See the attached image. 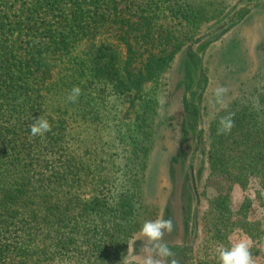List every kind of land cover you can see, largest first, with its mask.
Segmentation results:
<instances>
[{"label":"rangeland","instance_id":"rangeland-1","mask_svg":"<svg viewBox=\"0 0 264 264\" xmlns=\"http://www.w3.org/2000/svg\"><path fill=\"white\" fill-rule=\"evenodd\" d=\"M95 11L112 19L118 15L121 21L98 25L96 37L98 44H112L121 66L127 58L123 36L138 32L127 22L135 24L139 14L154 16V28L171 39L156 49L144 43L133 65H141L149 49L159 53L180 46L169 69L148 83L141 99L132 103L133 98L110 87L98 92L90 88L86 107L74 103L66 118L69 155L87 148L101 150L79 194L84 202L98 196L101 206L96 213L106 220L103 234L113 232L114 221L122 232L130 228L120 211L111 209L114 202L130 196L135 205L139 224L122 248L111 245L113 237L98 238L104 249L102 264H136L144 255L139 230L158 217L171 218L174 225L163 238L175 254L166 264L173 258L179 264H217V246L230 247L240 238L252 241L255 264H264L262 177L248 173L243 185L236 181L241 177L238 170L210 176L208 163L209 126L222 111L209 104L213 89L226 87L229 105L238 98L246 101L250 85L264 84V0H0V20L12 28L21 52L29 38L37 40L59 22L78 15L87 19ZM138 28L146 30L142 24ZM139 46L133 42V47ZM85 52L84 45L77 44L64 67L73 60L85 61ZM147 102L152 111L144 109ZM220 195L227 198L225 207L214 202ZM75 257L69 249L51 264H75Z\"/></svg>","mask_w":264,"mask_h":264},{"label":"trees","instance_id":"trees-1","mask_svg":"<svg viewBox=\"0 0 264 264\" xmlns=\"http://www.w3.org/2000/svg\"><path fill=\"white\" fill-rule=\"evenodd\" d=\"M137 18L135 24L127 22L138 32L134 37L129 31L123 36L127 44L123 66L112 44H98L96 39L97 26L107 20L120 21L118 15L112 19L95 11L87 19L78 15L58 21L54 31L41 33L37 40V36L29 38L25 52L16 46L12 28H5L0 20V264H51L69 249L76 254L75 264H102L104 249L98 238L113 237L111 245L122 248L138 227L134 201L124 196L111 209L115 206L130 228L122 232L114 221L113 232L104 231L110 237L103 234L106 220L96 213L101 206L98 196L84 202L79 194L101 150L87 148L69 155L64 140L68 135L66 118L74 105L67 96L73 86L82 90L75 102L81 108L86 107L90 88L98 92L110 87L122 97L133 98L134 103L149 82L169 69L180 46L155 52L158 45L171 39L170 34L163 36L154 28L151 14ZM140 24L146 30L138 28ZM129 37L140 46L133 47ZM79 43L84 45L87 59L70 61L71 65L64 67ZM144 43H151L154 49L148 50L141 65H133ZM250 86L246 101L238 98L231 102L209 126L210 176L223 177L238 170L241 177L236 181L243 185L248 173L260 174L264 184V91L260 89L264 84ZM54 88L55 97L49 95ZM257 100L258 106H254ZM144 109L152 111L153 106L147 102ZM228 112L235 113L234 127L228 134L217 135L219 119ZM39 116L50 122L51 131L31 137L29 125ZM214 202L225 207L227 198L220 195Z\"/></svg>","mask_w":264,"mask_h":264},{"label":"clouds","instance_id":"clouds-1","mask_svg":"<svg viewBox=\"0 0 264 264\" xmlns=\"http://www.w3.org/2000/svg\"><path fill=\"white\" fill-rule=\"evenodd\" d=\"M81 88L73 86L67 96L69 102L75 103L81 95ZM228 89L224 86H217L212 91V98L209 101L210 106L214 110H226L228 104L226 102V94ZM254 106H258V100L254 101ZM235 113L228 112L220 117L217 127V135L228 134L234 127ZM30 136H42L51 131L50 122L43 116L34 119L29 125ZM173 221L171 218L164 219L158 217L155 220H147L143 223L139 230V238L144 241V255L140 257L136 264H166L167 258L174 257V253L163 242L165 233L173 231ZM252 241L248 238H240L233 242L230 247L219 245L215 249L217 264H255L250 251ZM170 264H179L176 259H171Z\"/></svg>","mask_w":264,"mask_h":264},{"label":"water","instance_id":"water-1","mask_svg":"<svg viewBox=\"0 0 264 264\" xmlns=\"http://www.w3.org/2000/svg\"><path fill=\"white\" fill-rule=\"evenodd\" d=\"M189 50H191V48H189Z\"/></svg>","mask_w":264,"mask_h":264}]
</instances>
